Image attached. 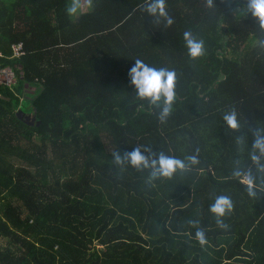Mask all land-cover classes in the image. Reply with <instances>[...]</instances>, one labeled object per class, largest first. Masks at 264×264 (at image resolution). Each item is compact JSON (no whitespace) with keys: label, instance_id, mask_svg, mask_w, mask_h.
<instances>
[{"label":"trees","instance_id":"16d2710c","mask_svg":"<svg viewBox=\"0 0 264 264\" xmlns=\"http://www.w3.org/2000/svg\"><path fill=\"white\" fill-rule=\"evenodd\" d=\"M69 2L0 0V71L17 85L0 83V264H264V29L247 0H166L170 27L151 0H91L75 21ZM136 59L176 73L166 123L135 95ZM233 109L239 131L223 120ZM136 146L199 163L150 184V169L113 163ZM220 195L227 230L209 211Z\"/></svg>","mask_w":264,"mask_h":264},{"label":"clouds","instance_id":"9594fccd","mask_svg":"<svg viewBox=\"0 0 264 264\" xmlns=\"http://www.w3.org/2000/svg\"><path fill=\"white\" fill-rule=\"evenodd\" d=\"M208 6H212L213 0H207ZM91 0L89 8H91ZM166 0H151V3H146L145 11L150 16L163 17L166 21V26L170 27L174 20L167 12ZM247 12L255 19L260 29H264V0H247ZM66 14L70 19L75 21L83 15V5L81 0H70L66 6ZM183 41L187 49L188 55L192 59H196L205 54V46L202 40H197L192 33L186 31L183 33ZM130 84L133 86L135 95L140 100H146L150 106L158 109V120L161 123H166L167 118L171 115L173 104L176 99L175 82L176 73L167 68H156L150 66L142 59H136L134 65L128 70ZM223 120L228 129L239 131L241 123L238 119V114L235 109L225 112ZM264 144V137L257 135L256 146ZM136 146L131 151L121 153L119 150L112 153L113 163L123 168L126 164L138 171L150 169L147 177L148 183L159 178H171L177 170H185L190 164L199 163L198 158L194 155L187 156L184 160L166 155L163 152L158 154L157 158H150L145 153H151V149ZM156 156L155 153H151ZM252 159L258 163L259 157L252 156ZM188 161L189 163H186ZM264 168V165H259ZM234 176H240L239 171L233 172ZM244 182L247 184L249 196L256 197L257 191L253 179L249 174L243 176ZM234 210L232 199L226 195H220L215 198L214 203L209 207L210 213L215 218V223L218 228L227 230L229 225L225 222V218ZM193 227L196 228L195 238L201 246L208 243L205 230L199 226V221H190Z\"/></svg>","mask_w":264,"mask_h":264},{"label":"built area","instance_id":"2783aa9c","mask_svg":"<svg viewBox=\"0 0 264 264\" xmlns=\"http://www.w3.org/2000/svg\"><path fill=\"white\" fill-rule=\"evenodd\" d=\"M11 52L12 56L17 57L20 56L23 53L22 50V43H13L11 45ZM13 72L11 71L10 68H4L0 71V83L10 85L14 79H13Z\"/></svg>","mask_w":264,"mask_h":264},{"label":"rangeland","instance_id":"374dc122","mask_svg":"<svg viewBox=\"0 0 264 264\" xmlns=\"http://www.w3.org/2000/svg\"><path fill=\"white\" fill-rule=\"evenodd\" d=\"M81 2H82V5H83V7L85 8H87L88 6H89V0H81ZM16 78L14 79V83L11 85L12 86V88L15 90V87L17 86L16 85ZM15 93H16V95L18 96V98H19V100H20V104L23 106V107H25V108H29V104H28V102H27V99L24 97V95L23 94H21V93H18V92H16L15 91ZM25 111V110H24ZM25 114H27L28 115V113L25 111ZM0 243L2 244V245H4V244H6V242H5V240L4 239H0Z\"/></svg>","mask_w":264,"mask_h":264}]
</instances>
